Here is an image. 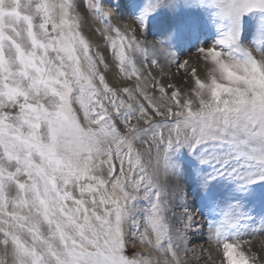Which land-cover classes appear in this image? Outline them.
Here are the masks:
<instances>
[{
	"label": "snow or ice",
	"instance_id": "snow-or-ice-1",
	"mask_svg": "<svg viewBox=\"0 0 264 264\" xmlns=\"http://www.w3.org/2000/svg\"><path fill=\"white\" fill-rule=\"evenodd\" d=\"M206 31L198 62L169 44ZM262 251L264 0H146L129 20L106 0H0V264Z\"/></svg>",
	"mask_w": 264,
	"mask_h": 264
},
{
	"label": "rangeland",
	"instance_id": "rangeland-1",
	"mask_svg": "<svg viewBox=\"0 0 264 264\" xmlns=\"http://www.w3.org/2000/svg\"><path fill=\"white\" fill-rule=\"evenodd\" d=\"M106 2L109 4V6L116 10L122 19L129 20L139 14L141 8L146 3V0H106ZM172 23H174V21L169 18L167 13H162L159 16L150 19L149 31L147 33L148 40L152 42L153 39H165L168 27H170ZM214 36V32L206 31L201 32L198 35H193L185 40L176 42L170 41L169 44L173 47L174 51L178 53L180 58H187V56L191 54V59L193 62H198L195 54L197 47L211 43L214 39ZM161 59H163V57H161ZM175 71L176 69L173 66L169 75ZM181 75V73H177L175 80H179ZM189 192L190 194L187 197L186 203L191 207H188L187 210L193 211L199 207V201L196 196L195 189L191 188L190 185ZM181 211H183V209H177L178 214ZM259 211L260 209L257 207L256 212ZM262 254H264V251H262Z\"/></svg>",
	"mask_w": 264,
	"mask_h": 264
},
{
	"label": "bare ground",
	"instance_id": "bare-ground-1",
	"mask_svg": "<svg viewBox=\"0 0 264 264\" xmlns=\"http://www.w3.org/2000/svg\"><path fill=\"white\" fill-rule=\"evenodd\" d=\"M169 73H170V71H169Z\"/></svg>",
	"mask_w": 264,
	"mask_h": 264
}]
</instances>
